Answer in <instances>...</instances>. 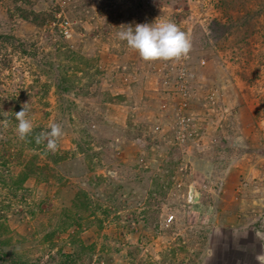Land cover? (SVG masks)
Here are the masks:
<instances>
[{
    "label": "rangeland",
    "instance_id": "rangeland-1",
    "mask_svg": "<svg viewBox=\"0 0 264 264\" xmlns=\"http://www.w3.org/2000/svg\"><path fill=\"white\" fill-rule=\"evenodd\" d=\"M32 1L36 13L59 7L56 20L35 27L17 17L15 0H0V146L11 153L0 163V225L13 243L27 238L4 250L21 262L2 260L258 264L264 0ZM158 19L190 36L187 59L146 62L117 36L121 25ZM58 64L73 77L71 94H57ZM24 104L33 137L61 125L55 153L17 146ZM32 157V176L16 189Z\"/></svg>",
    "mask_w": 264,
    "mask_h": 264
},
{
    "label": "clouds",
    "instance_id": "clouds-1",
    "mask_svg": "<svg viewBox=\"0 0 264 264\" xmlns=\"http://www.w3.org/2000/svg\"><path fill=\"white\" fill-rule=\"evenodd\" d=\"M120 29L122 31L117 33L119 40L125 41L146 62L180 61L187 59L192 49L190 36L172 21L158 19L152 24H136L134 28L132 25H121ZM28 111V104H24L14 117L18 122L16 132L22 141L33 134L34 125ZM49 127L50 131H42L34 139L38 145L46 143V150L55 153L64 132L58 123H52ZM256 259L258 264H264V254Z\"/></svg>",
    "mask_w": 264,
    "mask_h": 264
},
{
    "label": "trees",
    "instance_id": "trees-1",
    "mask_svg": "<svg viewBox=\"0 0 264 264\" xmlns=\"http://www.w3.org/2000/svg\"><path fill=\"white\" fill-rule=\"evenodd\" d=\"M17 2H20L19 5L16 4ZM33 4H34V1L32 0H15V2L13 3V7H14L15 12L17 13V17L39 28H43L47 26L48 23L54 22L56 20L55 12L59 11V7H56V6L50 7L51 9H49L47 12L36 13L31 9ZM245 22L247 23L248 20H246ZM49 65L52 68L54 67V64L49 63ZM56 68L59 69V74H58L59 78L55 82V88H56L57 94L59 96L71 94L75 88L73 77L68 76L66 73V70L64 68H60V64H58ZM34 137L30 136L28 140H24L20 142V145H17V146L22 147V148L27 147L28 149L33 148V147L37 148L38 144H36ZM3 142L9 143L7 139H4ZM4 146L6 145L3 144L0 146V163L2 164V166H5L9 162L8 158L11 154L6 148H3ZM19 158H20V153L18 151V153H15L13 155V159L17 161L18 163L21 161ZM35 161H36L35 157H32L28 162L25 163V165L21 163L20 165L21 173L17 175L15 179H13V183L16 184L15 185L16 189L21 188L23 185V182L32 176V173H33L32 170L35 169V166H34ZM76 201H77V204L75 206L77 209L84 208V211L88 209L90 201L85 193L83 192L78 193ZM69 221L74 223L75 218L73 216L67 215L66 222H69ZM68 226H70V224ZM8 228L9 227L7 225H0V264H8L2 260L3 259L2 255L4 257L10 255L11 257H7V258H11V259L13 258L12 254H9V253L7 254V252L4 251L6 247H9L12 245L13 243L12 241L14 240L13 237L11 236L13 232L9 231ZM54 234L55 232H52V233L46 232L45 237L52 238ZM17 237H19V235ZM25 239L27 238L19 237L13 243V245L18 244L19 247L25 246L26 244ZM21 259L22 257L20 255L19 256L17 255V258L12 259V260H15V261L17 260L18 262H21L20 261ZM29 260L24 261L25 264H37L34 261H31V259Z\"/></svg>",
    "mask_w": 264,
    "mask_h": 264
},
{
    "label": "built area",
    "instance_id": "built-area-1",
    "mask_svg": "<svg viewBox=\"0 0 264 264\" xmlns=\"http://www.w3.org/2000/svg\"><path fill=\"white\" fill-rule=\"evenodd\" d=\"M54 25V24H53ZM55 26V25H54ZM70 23L67 20L61 21L59 23V28H60V33L64 36V38H67L69 35V33H71L70 31ZM169 220H171V217L169 218Z\"/></svg>",
    "mask_w": 264,
    "mask_h": 264
}]
</instances>
